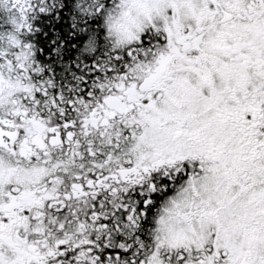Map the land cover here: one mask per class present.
<instances>
[{"label":"snow or ice","instance_id":"snow-or-ice-1","mask_svg":"<svg viewBox=\"0 0 264 264\" xmlns=\"http://www.w3.org/2000/svg\"><path fill=\"white\" fill-rule=\"evenodd\" d=\"M0 264H264V0H0Z\"/></svg>","mask_w":264,"mask_h":264}]
</instances>
